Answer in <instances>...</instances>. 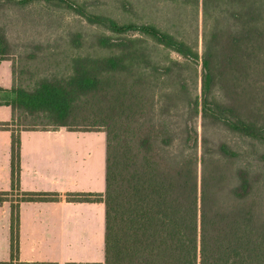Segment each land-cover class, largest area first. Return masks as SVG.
<instances>
[{
	"label": "trees",
	"instance_id": "trees-1",
	"mask_svg": "<svg viewBox=\"0 0 264 264\" xmlns=\"http://www.w3.org/2000/svg\"><path fill=\"white\" fill-rule=\"evenodd\" d=\"M165 1L190 7L192 19L136 22L85 1L0 0V11L64 4L97 29L68 31L78 52L63 67H28L23 83L0 18V63L11 59L14 75L11 87L0 85V105L13 111L0 122L12 131L11 192L20 191L22 130H102L105 258L94 264H264V0ZM18 193L11 260L0 264L18 257L20 201L57 195ZM9 194L0 191V203Z\"/></svg>",
	"mask_w": 264,
	"mask_h": 264
},
{
	"label": "crops",
	"instance_id": "crops-1",
	"mask_svg": "<svg viewBox=\"0 0 264 264\" xmlns=\"http://www.w3.org/2000/svg\"><path fill=\"white\" fill-rule=\"evenodd\" d=\"M13 82L12 60L5 59L0 63V85L11 87ZM12 116L10 106L0 105V122H9ZM72 133L84 132L60 128L20 133V191H15L57 195L51 200L20 201L19 252L13 264L104 262L105 204L99 199H75L71 193L105 191L106 152L105 165L101 163L98 175L92 178L98 187H93L92 181V186L84 187L89 162H81ZM98 133L99 143H105L106 150V133ZM11 137V129L0 128V191L10 194ZM17 201L8 195L0 203V261L11 260V204Z\"/></svg>",
	"mask_w": 264,
	"mask_h": 264
},
{
	"label": "rangeland",
	"instance_id": "rangeland-1",
	"mask_svg": "<svg viewBox=\"0 0 264 264\" xmlns=\"http://www.w3.org/2000/svg\"><path fill=\"white\" fill-rule=\"evenodd\" d=\"M88 2L90 8L95 12L110 15L120 20H133L136 22H158L164 23L167 17L174 12H180L190 20V7L181 4L170 5L165 0H78ZM180 2V1H179ZM0 18L8 22L7 33L14 48L17 49L15 61V77L17 81L26 83L28 75L26 69L34 70L37 67L45 68L47 64L55 67L64 66V58L69 54L77 53L76 49H71L65 38L68 31H83L88 34L96 32V27L87 22L86 18L76 14L63 4L61 8L46 7L40 3H31L23 7L18 3H10L5 9L0 11ZM194 22V21H193ZM194 27L188 24L181 30L188 34L194 32ZM202 14H199V50L202 52ZM195 35V32H194ZM58 43V47L56 46ZM38 45L40 50L34 46ZM36 49V50H35ZM36 52V59H25L29 52ZM87 51V50H86ZM52 55V56H51ZM21 56V57H20ZM52 60V61H50ZM59 60V62H56ZM44 61V62H43ZM50 62V63H49ZM66 129V128H63ZM50 130H54L50 128ZM68 130V129H67ZM79 131V130H77ZM101 130L82 131L84 133H72L75 136L74 144L78 145L80 159L83 164L89 162L88 174L84 187L92 186L91 181L96 185V179L101 169V163L105 165V143H99L98 138ZM104 134V133H103ZM78 136V137H76ZM78 143V144H77ZM83 185V183H82ZM103 185V184H102ZM76 193H71L74 195ZM89 194V200L97 201L95 193ZM9 197L18 200L19 193L11 192ZM94 264V263H82Z\"/></svg>",
	"mask_w": 264,
	"mask_h": 264
}]
</instances>
